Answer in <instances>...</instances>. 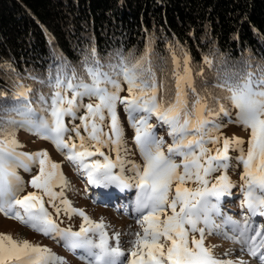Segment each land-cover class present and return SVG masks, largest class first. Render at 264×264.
Listing matches in <instances>:
<instances>
[{
  "label": "snow or ice",
  "instance_id": "1",
  "mask_svg": "<svg viewBox=\"0 0 264 264\" xmlns=\"http://www.w3.org/2000/svg\"><path fill=\"white\" fill-rule=\"evenodd\" d=\"M91 56V61L85 59L84 74L73 68L70 72L57 71L54 77L50 75L47 81L50 91L39 93L35 102L38 106H34L30 96L33 89L23 83L17 84L10 107L0 105V212L44 235H59L72 250H86L89 264H123L121 258L125 256L127 264H246L243 260L218 259L204 243L206 230L211 233L217 227L212 220L217 206L212 200L229 194L233 187L226 170L230 160L227 152L234 144L239 148L238 159L244 167L241 208L247 209L250 215L246 214L243 222L228 218L236 234L228 238L248 244L249 255L264 264V227L254 229L250 223L251 217H264V67L233 72L217 85L228 93L224 99L237 109L235 122L250 129L251 135L246 154L240 147L244 141L238 137H224L223 148L217 147L215 154H211L213 150L206 145L218 144L222 135L212 134L222 127L214 120L219 113L197 92L187 57L181 74L180 64L173 56V92L166 79L157 78L147 52L134 61L121 56L112 71H104V66L95 58L94 48ZM205 63L211 66L212 61L205 57ZM121 78L128 91L123 97ZM83 97L96 99L95 103L83 105L87 114L80 118L88 133L87 140L92 141L90 146L79 127L72 129L79 144L70 142V136L65 140L69 129L64 118L75 114ZM117 104H123L129 113L134 140L144 160L142 169L132 164L131 170L135 173L132 177L123 175L125 161L120 155L123 128L117 116ZM219 107L221 113L228 114L223 104ZM105 112L110 117L108 133L103 131ZM134 113L141 114L138 120ZM153 115L169 128L172 143L167 153L162 150L163 138L156 137L154 126L149 123ZM19 127L51 140L58 150L67 149L66 159L87 177L89 185L130 188L133 186L130 181H135V211L140 216L137 224L141 231L132 233L134 239L129 241L131 248L127 253L119 247V233L109 237L103 219L93 221L83 209L72 206L64 195L67 181L46 150L17 151L21 145L15 138V130ZM109 145L116 152L115 160L101 151ZM97 155L103 160L95 159ZM175 157L181 158L180 163ZM25 161L39 164L38 174L30 181L37 191L20 196V178L15 167L27 168ZM118 166L119 174L113 171ZM221 168L225 172L210 184L208 177ZM189 183L195 186H186ZM57 185L59 192L54 191ZM45 196L57 215L61 207L55 202L59 200L65 214L82 217L78 231L59 227L45 207ZM201 224L204 226L200 227ZM110 238L117 241L116 247L110 246ZM0 264H63V257L26 239L17 240L10 234L0 233Z\"/></svg>",
  "mask_w": 264,
  "mask_h": 264
},
{
  "label": "trees",
  "instance_id": "2",
  "mask_svg": "<svg viewBox=\"0 0 264 264\" xmlns=\"http://www.w3.org/2000/svg\"><path fill=\"white\" fill-rule=\"evenodd\" d=\"M93 48L104 71H112L121 56L134 61L147 52L157 78L171 84L173 56L178 62L187 57L195 87L207 80L206 95L196 90L219 113L214 120L222 127L212 134H222L217 145H223L224 137L233 138L222 129L236 123L237 109L217 85L233 72L264 67V0H0V105L10 107L17 84L23 83L33 89L30 96L38 106L39 93L50 91V75L73 68L84 74L85 59H93ZM121 84H126L122 78ZM86 99L91 98H81L75 114L64 118L69 131L80 127ZM220 104L227 115L220 112ZM116 112L131 125L125 108ZM133 115L139 119L141 114ZM152 117L154 124L157 119ZM19 132L42 137L19 127L18 142ZM237 149L234 144L228 149L229 167L237 162ZM17 151L35 153L21 147ZM25 163L28 168L33 165ZM28 168L16 166V175L21 179Z\"/></svg>",
  "mask_w": 264,
  "mask_h": 264
},
{
  "label": "rangeland",
  "instance_id": "3",
  "mask_svg": "<svg viewBox=\"0 0 264 264\" xmlns=\"http://www.w3.org/2000/svg\"><path fill=\"white\" fill-rule=\"evenodd\" d=\"M185 58L179 61L181 74H183ZM176 60L178 61V59ZM188 66L190 67L189 63ZM174 68L175 65L173 64V70ZM190 69L192 70L193 68ZM166 82L170 87L171 83L167 80ZM201 83L202 84L196 87V89L206 95L207 91L204 87L207 85V80H202ZM171 87L174 89L175 81L171 84ZM121 88L122 91L120 92V95L122 97L127 96V85L121 84ZM84 102L95 103L96 99L95 97H92L91 99H86ZM116 108L124 110V105L120 104ZM86 114L87 109L85 107L81 116L83 117ZM117 116H119V122L123 128V144L120 152L121 157L125 161L123 165V175L126 177H132L135 175V173L131 170L132 164H138L142 169L144 160L139 149L136 147L134 140V128L131 125H128L126 119H122L123 117L120 118V115ZM154 120H156V117H154ZM80 122V134L86 137L85 143L90 146L92 141L87 140L88 133L84 131L82 121ZM149 123L152 124L150 119ZM152 125L154 126L153 130L156 137L163 138L162 150L167 153L168 145L172 143V137L168 134V126L160 123L158 120H156ZM109 126L110 117H108L107 112H105V120L103 122V131L105 133L110 131ZM163 127L167 130L162 131ZM73 128L77 127L73 126ZM222 131L224 134L231 132L230 134L232 137H238L243 140L244 143L240 147L244 149L245 154L247 153V142L251 135L250 129L238 123H228ZM18 135L21 140L19 142L21 149L30 150V152L35 153L41 150H46L50 160L60 166L59 171L63 173V176L67 181L68 186L64 189V195L69 201H71L72 206L74 208L83 209L93 221H100L103 219L109 237H113L114 233H119V247L122 251L127 253V251L131 248L129 241L134 239L132 233L141 231L140 225L137 224V220L140 219V216L135 211V200L137 195L135 181H130L133 185L130 188H120L116 185H110L109 187L89 185L87 183V177L77 171L76 166L66 159L67 149L58 150L56 145L49 139L42 137L38 138L24 132H19ZM69 136L72 138L70 142H75L77 144L80 143L74 131H68L65 135V140H68ZM166 139L169 140V143L164 142ZM217 147L223 148V145L218 146L217 144L213 145L210 143L209 148L213 150L211 154H215V148ZM101 151L112 160H115L116 152L112 150L111 145L108 147H102ZM235 156L237 158V162L235 163L234 168L228 167L226 170V175L229 180L231 182L234 180V184L232 182L233 187L230 189L229 194L220 197L218 200H212V203L217 206V211L212 215V220L217 227H215L211 233L206 230L204 243L206 247L211 248L213 255L218 259L233 261L243 260L246 264H261V261L258 258H253L249 255L248 244L237 242L228 238L236 235L233 232V226L228 222V218L230 217L232 220L243 222L244 216L248 214L247 209L241 208V203L244 200V192L241 188V185L243 184L241 174L244 171V167L243 163L238 159L240 156L239 148L235 151ZM94 158L100 159L101 161L103 160V157L99 155ZM175 160L177 163H180L181 158L175 157ZM113 171L119 174L120 167L118 166L113 169ZM38 172V163H33L31 168L22 172V178L20 179L19 185L21 188V191L19 192L20 196H24L28 192L37 191L31 186L30 181L33 176L38 174ZM224 172L225 170L222 168L217 170V172L215 171L212 173L211 176L208 177L210 184L211 182H215V178ZM186 186L194 187L195 185L189 183ZM60 190L59 185L54 188V191L56 192H59ZM55 203L58 207H61L59 215H57L55 208L48 203V197H44L45 207L59 227L61 229L71 228L73 231H78L81 223L83 222L82 217L79 215L69 216L65 214L63 206L59 204V200ZM168 212L170 214V210H168ZM250 223H252L254 229H260L264 227V217H251ZM199 226L203 227L204 225L201 224ZM0 233H7L14 239H26L34 245L46 247L47 249H50L52 253L56 254V256L63 257V264H89V257L86 250H72L65 246V241L59 235H44L40 232L34 231L32 228L21 224L19 221L7 217L3 212H0ZM250 234L255 235V231H251ZM195 235L199 238V233H196ZM92 238L98 239V237ZM109 244L112 247H116L117 241L114 238H110ZM127 259V256L121 258L123 264H127Z\"/></svg>",
  "mask_w": 264,
  "mask_h": 264
}]
</instances>
